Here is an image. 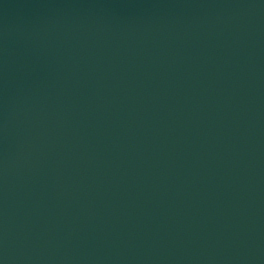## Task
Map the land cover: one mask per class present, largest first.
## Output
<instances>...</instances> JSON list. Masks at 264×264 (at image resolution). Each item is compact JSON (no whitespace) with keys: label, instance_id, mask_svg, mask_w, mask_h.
<instances>
[{"label":"water","instance_id":"95a60500","mask_svg":"<svg viewBox=\"0 0 264 264\" xmlns=\"http://www.w3.org/2000/svg\"><path fill=\"white\" fill-rule=\"evenodd\" d=\"M0 264H264V0H0Z\"/></svg>","mask_w":264,"mask_h":264}]
</instances>
